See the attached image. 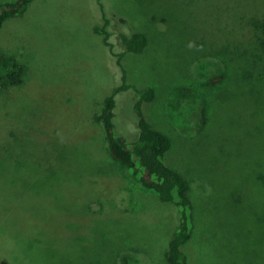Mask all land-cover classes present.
Masks as SVG:
<instances>
[{"label":"rangeland","instance_id":"obj_1","mask_svg":"<svg viewBox=\"0 0 264 264\" xmlns=\"http://www.w3.org/2000/svg\"><path fill=\"white\" fill-rule=\"evenodd\" d=\"M231 1L33 0L4 25L0 46L33 79L14 99L0 92V264H168L178 208L102 158L89 136L123 71L131 88L117 95V132L135 138V90L155 89L144 114L173 140L167 163L191 181L195 231L184 248L190 264L249 262L253 226L241 232L239 224L245 216L252 223L260 200L264 117L253 113V99L246 108L239 90L257 61L242 65L249 31ZM103 12L112 47L94 30ZM136 32L150 40L140 55L121 42ZM92 177L100 188L111 180L128 186L125 194L130 187L131 220L96 219L86 234L81 224L70 226L66 209L101 192ZM33 239L40 245L27 241Z\"/></svg>","mask_w":264,"mask_h":264},{"label":"trees","instance_id":"obj_2","mask_svg":"<svg viewBox=\"0 0 264 264\" xmlns=\"http://www.w3.org/2000/svg\"><path fill=\"white\" fill-rule=\"evenodd\" d=\"M32 1L14 0L0 3V31L8 21L24 14ZM231 3L233 4L231 9L243 10L240 20H242L241 23H244L242 27L244 29L247 27L246 30L249 31V36H246L242 43L245 46L242 51V57L245 58L242 65L252 63L251 65L254 67V61H257L255 68L260 71L256 69L250 77L251 80L242 82L239 90L243 96H246L244 99L247 102L246 108L248 109V102L251 98L256 110L253 113H258L264 117V0H233ZM102 14L103 24L96 26L94 30L103 35L106 45L112 47L113 45L109 41L110 33L107 30L109 20L104 12ZM121 42L125 52L137 55L143 54L150 44L149 36L144 32H136L131 35L123 34L121 35ZM248 44H250V48ZM240 48L241 46L238 50ZM233 53H236L235 48ZM122 56L123 53L118 55L119 62ZM122 70L124 69L122 68ZM30 79H33V71L27 68L12 50H5L0 46V92L3 95L9 94V97L14 99V96L24 88ZM125 80L123 71V83L103 99L99 109L95 112L92 122L96 130L89 136L99 143V155L102 158L108 162L118 163L128 175L134 177L145 189L156 194L161 201L174 204L178 208L179 223L169 238L166 260L168 264H190L189 256L184 248L192 240L195 231L191 181L186 175L167 163L166 157L173 147V140L165 132L155 129L144 114L143 106L155 99V89L135 90L137 98L134 104V112L138 126V133L135 138L130 141L117 132L115 123L117 95L121 91L131 88ZM217 80L221 81L222 77L211 80L210 84L215 85ZM8 102L10 100L7 99L5 104ZM89 154L92 157L97 156L93 152ZM261 178L263 182L257 185L259 194L255 193L260 198L257 211L253 210L252 215L255 218L252 223H246L245 216L242 218V225L239 224L241 232H244L248 225L253 226L251 235L247 234L248 238L250 236L253 246L251 250L253 253H249L251 258L247 264H264V257H258L264 252V159L261 166ZM94 180L97 179L92 177L93 184H95ZM95 186L97 190H101L95 201L86 203L78 209H66L70 226L76 225V223L81 224L80 233L86 234L88 232L87 224L96 219H104L110 216L131 220L134 212L128 208L131 206L130 187V191L125 194L123 190L128 186H125L122 181L117 184L111 180L108 185H104L102 188L99 184H95ZM27 241L34 245H40L38 240Z\"/></svg>","mask_w":264,"mask_h":264}]
</instances>
